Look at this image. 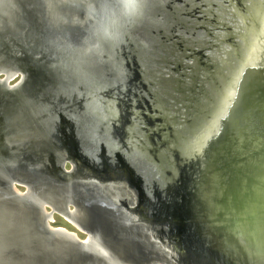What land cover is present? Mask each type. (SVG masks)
<instances>
[{"label": "water", "instance_id": "95a60500", "mask_svg": "<svg viewBox=\"0 0 264 264\" xmlns=\"http://www.w3.org/2000/svg\"><path fill=\"white\" fill-rule=\"evenodd\" d=\"M233 1L175 79L153 0H0V264H264V0Z\"/></svg>", "mask_w": 264, "mask_h": 264}, {"label": "flooded vegetation", "instance_id": "af4514ba", "mask_svg": "<svg viewBox=\"0 0 264 264\" xmlns=\"http://www.w3.org/2000/svg\"><path fill=\"white\" fill-rule=\"evenodd\" d=\"M153 2L154 4L149 8V15L150 17L154 15L155 22H153L152 19V24L149 23V20L146 23L151 25L150 28H152L154 24H158L160 28H167V30L170 32V27H176L179 31H181V37L182 34L185 33L187 35L188 33H191V35L188 36L199 34L198 37H200L202 41L201 44L197 46H191L188 49H186L187 45H184L181 42L173 45V52L170 51L172 56L169 60L176 63L170 69L172 72L175 71L172 76L175 77V79H178L181 76L177 73H182V69H180L178 65L180 63L179 58L173 57V54L175 55L176 53L174 49L179 50V52L176 53V56L179 54L184 55L180 50H183L185 54L189 56L197 51L198 54L203 53L205 48H209L212 45H215L216 40L218 39L217 35L219 34V30L222 29V26H218V23H216V18L219 17V15H217L216 13L218 7L216 8V5H214V0H153ZM241 2L245 4L244 0H241ZM228 3L230 8L232 9V14L230 15L231 18L226 19L224 22L230 25H235L237 21L233 17V11L235 9L237 10V7H241L240 5L236 6V3L233 0H228ZM158 17H163L164 21L159 22V20L157 19ZM166 22L168 23L166 24ZM168 31H165L166 34L168 33ZM158 37L163 38L164 36H153L155 41H157ZM152 44L154 45V47L157 46V42H153ZM190 48L193 49V53L192 51H190ZM154 50L156 52V48H154ZM151 86L155 90L157 89V83L155 80H151ZM174 89L178 90V88ZM171 103L173 102L171 101ZM160 105L164 107L163 101H161ZM167 108L169 109V106H167Z\"/></svg>", "mask_w": 264, "mask_h": 264}, {"label": "rangeland", "instance_id": "374dc122", "mask_svg": "<svg viewBox=\"0 0 264 264\" xmlns=\"http://www.w3.org/2000/svg\"><path fill=\"white\" fill-rule=\"evenodd\" d=\"M214 5H216V8H217V11H216V13H217V15H219L220 17H222V16H224L225 14H228V15H231L232 14V12H231V8H230V6H229V3H228V0H214ZM234 12V11H233ZM150 17V15H149V11H148V20L150 19L149 18ZM230 18H231V16H230ZM230 18H228V19H230ZM153 22H155L154 21V19H153ZM147 22H143L142 23V26H143V28H149V27H151V25L150 24H146ZM149 23H152V21L151 20H149ZM168 22H166V24H167ZM225 23V22H224ZM161 25H163V24H161ZM169 25V24H168ZM151 33L154 31L155 32V36H168V37H171V43H172V45H176L177 43H182V39H181V31H179L176 27H170V32L168 31V33L166 34V32H163V31H165L166 30V28L164 29V28H160L159 26H158V24H154V26L151 28ZM153 32V33H154ZM152 33V34H153ZM154 35V34H153ZM188 35H191V33H188ZM155 42H157V41H155ZM172 45H170L169 44V46L168 47H166V55L168 56V57H170L172 54L170 53V51L171 52H173L172 51ZM153 47H154V45H153ZM154 48H156V51L158 52V50H160L159 48H158V46H155ZM168 53V54H167ZM158 54H159V52H158ZM160 55V54H159ZM161 56H165V54H162ZM1 78H4L3 76H1ZM20 79H21V77H18V78H16L13 82H11L10 83V85L11 86H14V85H17L19 82H20ZM150 83H151V81H150ZM144 87H150V88H152L154 91L153 92H151V91H149V90H151V89H149V90H147V89H143ZM137 89L139 90V91H141V93H144V95L145 96H147V95H149L148 93L150 92L151 93V95H153V97L155 96V98L156 97H158L159 95H161V93H159L157 90H155L152 86H150L149 85V83H147V82H145V80H143V81H141V83L140 84H138L137 85ZM147 91H149V92H147ZM153 93H155V95L153 94ZM152 96L150 97V98H152V100L154 101V102H158V98H153ZM160 99V98H159ZM183 101V100H182ZM173 102H175V100L173 101ZM172 106H174V105H171V109H172ZM169 108V109H170ZM187 110V109H186ZM183 111V110H182ZM187 112V111H186ZM185 112V113H186ZM136 149V148H135ZM137 150V149H136ZM67 168H70V166L68 165L67 166ZM18 189L20 190V191H24L25 190V187H23V186H18ZM71 209H73V207H71ZM67 217H65V216H63V215H60V214H55L54 215V222H52L51 223V226L52 227H54V228H63V229H66V230H68L69 232H72V233H75V234H77L78 235V237H79V239H81V240H84L85 238H86V234L83 232V231H81L80 229H78L75 225H73V223L69 220V219H66Z\"/></svg>", "mask_w": 264, "mask_h": 264}, {"label": "bare ground", "instance_id": "6f19581e", "mask_svg": "<svg viewBox=\"0 0 264 264\" xmlns=\"http://www.w3.org/2000/svg\"><path fill=\"white\" fill-rule=\"evenodd\" d=\"M202 88L203 87H198L197 89H196V96L199 98V96L201 95V92H202ZM188 96V95H187ZM198 98H190V99H187V100H185V102H184V99H182L183 101L182 102H184L182 105H183V107H190L189 109H187V111L190 113V114H192V116L190 117V118H187V119H185L186 120V125H187V127L188 126H191L192 127V129L195 131V132H197V130H198V128H199V125L201 124V121L203 120V116H202V108H203V106L201 107V105H203V103H199L198 105H195V102H196V100H194V99H198ZM194 105H195V107L196 106H199V110L197 109V108H195L194 107ZM195 108V109H194ZM200 111H201V115L199 114L200 113ZM108 120L107 119H104V131H103V134H104V143H112V144H114V145H116L117 146V142H116V139H114V138H112L111 136H110V134L111 133H113V132H115V125L113 124V126L111 125L112 123H108L107 122ZM103 125H101V127H102ZM190 139H192V138H190ZM189 139V142H191V140ZM185 144H186V142H185ZM185 148H186V150H188L190 147H186L185 146ZM182 150V149H181ZM182 153H183V151H182ZM66 219H68V218H66Z\"/></svg>", "mask_w": 264, "mask_h": 264}, {"label": "clouds", "instance_id": "9594fccd", "mask_svg": "<svg viewBox=\"0 0 264 264\" xmlns=\"http://www.w3.org/2000/svg\"><path fill=\"white\" fill-rule=\"evenodd\" d=\"M120 4L123 7V11L125 15H131L140 10L141 0H119ZM110 37L114 36V34L109 31L107 33Z\"/></svg>", "mask_w": 264, "mask_h": 264}, {"label": "trees", "instance_id": "16d2710c", "mask_svg": "<svg viewBox=\"0 0 264 264\" xmlns=\"http://www.w3.org/2000/svg\"><path fill=\"white\" fill-rule=\"evenodd\" d=\"M146 31L150 32V27L149 28H146ZM165 45H166V38L165 37H163V38L158 37L157 38V46L160 49V50H158V52H159L160 55L166 53V50L165 49H166V47H168V45H166V47H165Z\"/></svg>", "mask_w": 264, "mask_h": 264}]
</instances>
